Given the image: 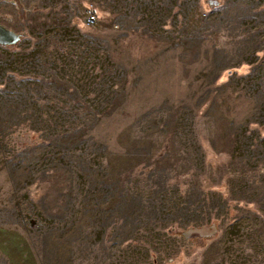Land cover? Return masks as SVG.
Returning a JSON list of instances; mask_svg holds the SVG:
<instances>
[{"label": "rangeland", "instance_id": "1", "mask_svg": "<svg viewBox=\"0 0 264 264\" xmlns=\"http://www.w3.org/2000/svg\"><path fill=\"white\" fill-rule=\"evenodd\" d=\"M0 24V264H264V0H0Z\"/></svg>", "mask_w": 264, "mask_h": 264}, {"label": "water", "instance_id": "2", "mask_svg": "<svg viewBox=\"0 0 264 264\" xmlns=\"http://www.w3.org/2000/svg\"><path fill=\"white\" fill-rule=\"evenodd\" d=\"M20 40V35L13 30L0 24V45L6 46L15 44ZM217 232L215 225H203L197 227H191L184 232V237H210Z\"/></svg>", "mask_w": 264, "mask_h": 264}, {"label": "built area", "instance_id": "3", "mask_svg": "<svg viewBox=\"0 0 264 264\" xmlns=\"http://www.w3.org/2000/svg\"><path fill=\"white\" fill-rule=\"evenodd\" d=\"M94 20H95L94 16L90 15V16L88 17V22H89V23H92Z\"/></svg>", "mask_w": 264, "mask_h": 264}]
</instances>
